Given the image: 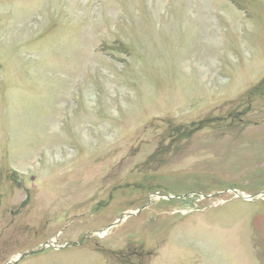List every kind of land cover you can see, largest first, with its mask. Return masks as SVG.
I'll list each match as a JSON object with an SVG mask.
<instances>
[{
  "label": "rangeland",
  "instance_id": "374dc122",
  "mask_svg": "<svg viewBox=\"0 0 264 264\" xmlns=\"http://www.w3.org/2000/svg\"><path fill=\"white\" fill-rule=\"evenodd\" d=\"M28 253L264 264V0H0V264Z\"/></svg>",
  "mask_w": 264,
  "mask_h": 264
},
{
  "label": "water",
  "instance_id": "95a60500",
  "mask_svg": "<svg viewBox=\"0 0 264 264\" xmlns=\"http://www.w3.org/2000/svg\"><path fill=\"white\" fill-rule=\"evenodd\" d=\"M25 256H27V255H23L21 258H24ZM17 262H15V264H16Z\"/></svg>",
  "mask_w": 264,
  "mask_h": 264
}]
</instances>
